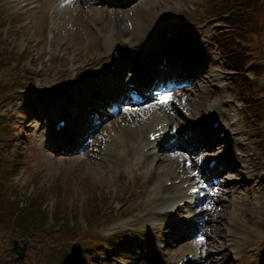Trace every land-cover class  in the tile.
Returning a JSON list of instances; mask_svg holds the SVG:
<instances>
[{
	"label": "rangeland",
	"instance_id": "obj_1",
	"mask_svg": "<svg viewBox=\"0 0 264 264\" xmlns=\"http://www.w3.org/2000/svg\"><path fill=\"white\" fill-rule=\"evenodd\" d=\"M197 1L199 0H168L166 3L164 0H161V5H158V7L152 10V0H140L138 3L123 11L108 12L107 21L109 24H119L126 20L132 23V31L130 34L122 35L119 26L112 28L111 25H109L110 33L118 32L115 37L119 38L123 49L128 51V56H131V52L135 50V56L131 57L138 59V57L144 52V49L147 46L146 43L149 45L154 39L155 32L159 33V31H162L166 33L175 27H180V21L185 23L192 21H199L200 23L205 22L208 15L202 12V8L196 4ZM29 2L31 4L27 5ZM65 3H67V0H42V4H44L42 10L39 6L38 0H0V19L2 22H0V28L8 24L9 21L7 19H13L11 30L8 26L4 29L5 37L1 42V46L4 47V53L7 56H18L24 49L28 50L32 61L38 64V68L42 67L43 69V71L39 73L37 71L38 68L35 69V76H40V78H43L44 83H50L51 86H61L62 90L65 89V87L67 88L76 77V73L74 74L71 70V61L74 57L78 59L79 62L91 61L92 59L100 60L104 57L109 59L110 50V45L107 42H104L101 38V29L104 28L105 24H96V16L95 14L91 15L89 13L86 0L81 2L82 7L80 6L79 9L81 12L80 20H76L78 13L76 6L71 3L65 6ZM192 5H195L197 10L193 12L189 11V7ZM54 6H56L57 9H55ZM141 6L144 7L141 10H138ZM163 8L169 10L168 14H171L175 22L169 23V25L163 24L162 17L165 18V14H162L161 12ZM135 18L139 19H136L135 21ZM178 19H180V21ZM51 23L60 25L58 30L59 33H57L58 40L54 45V56L56 55V59L54 60L53 56V61L45 62V31L47 26ZM133 27L135 29H133ZM144 37L146 38L145 43L143 42ZM156 44H159V41L156 42ZM216 51L217 49L213 52L212 65L208 66L205 78L201 81V96L206 101L213 98V83L219 80L220 74L227 78L230 76L227 73H223L221 70L231 72L222 64V60L216 55ZM59 56H65V58L61 59ZM11 57L12 56L9 58ZM60 65H63V71H58ZM106 66L107 65L105 64L103 68ZM9 69L10 66L0 69L1 74L5 79V83L11 76V74H8ZM127 74L128 73H126V75ZM5 83L0 86V94H4L2 89L4 86H7ZM56 93L57 91H53L51 97H55L54 95ZM228 94L232 95L233 92H229ZM240 100L245 102V99L243 98ZM17 101L22 102L23 100L17 99ZM217 102H220V99L217 98ZM0 114L6 119L10 120L12 118L9 112L3 107H0ZM28 115L25 116L24 119H19L24 127L22 126L19 129L15 127L8 129L10 136L12 137L11 139L18 142L20 141L25 160L28 159L29 163L27 161L25 162L27 163V169L25 172L11 180V182H13V184H11L12 187L8 188V191L6 190L5 194H7L8 197L20 207H26L27 205L35 206L37 211H41V203L44 204L45 201L48 202L54 199L50 204L55 202L57 210L55 208L53 213H51L50 211H52V209L49 208L46 202L45 208L50 211L42 208V212L39 213V221L35 218L36 223L33 224L35 227L33 228L34 235L36 236L37 232L39 238H44L46 239L45 241L48 242L59 240L65 236L68 233L67 229L70 224V215L67 217V213H65L64 209L68 206H72V209H74L77 202L80 200L81 191L83 193L81 198L82 203L84 202L85 207L89 210L94 209L98 214L95 216L96 221L94 223L89 221L91 226H93V229H91L92 231L88 238L96 242L98 239H103L108 242L109 239L116 234H122L121 237L125 238L127 235L123 233L127 232L113 233L118 230L116 227L121 221H113V217L104 220L99 213L101 209H104L107 214L114 216L115 213H110L109 210L116 212L121 207H124V205L130 200L131 196L127 195V187H125L123 180L127 179L130 186H132L134 183L132 174H122L118 178L112 174V183L109 187L105 177L102 176L100 172V169H105L102 165L104 164V161H101L104 156L95 154V151L100 150L102 140L99 141V146H94L93 148L91 146L89 147L90 149L92 148L91 150L93 151L87 156L84 154H78L71 158L64 157V155L55 152L53 153L44 147L41 142L44 139V130L37 122L33 123L32 121L31 123L27 122L29 123L27 124L26 120ZM32 116L35 118L34 114H32ZM2 123L3 122L0 120V125ZM239 128H245L242 119ZM246 135L248 136L247 151L261 153L260 149L255 146L258 140L255 137L254 131L249 130ZM1 137L2 133L0 128V149H2L5 144V141H2ZM105 139L101 147L102 152H105L106 150L104 144ZM221 151L222 150H218L217 152ZM229 153L234 152H226L227 155H229ZM253 169H255L254 174L261 173L259 162L254 163ZM144 171L145 170H143V172ZM2 173L3 172H0V176H2ZM148 178H150V176L144 173L142 176L143 182ZM230 179L232 180V178ZM32 186L35 187V190L33 189L32 197L28 198L27 193L30 188L32 189ZM79 186L80 191L78 189ZM223 190H225V192L220 196V200L218 199L219 205L217 207L214 205L215 208H217L214 213L219 212L214 218L217 221H224V231L226 230L225 219L234 215L233 212L235 208L233 209V202L238 206L236 208L240 217H242L243 214H246L250 222H252L253 219H264V216H259L257 218L253 212L250 214L248 211L249 206L239 205L237 199H229V201L227 200L226 202H223L226 197L225 195L230 191V188H223ZM9 192L13 193V195ZM123 197L125 198V203L123 205L118 204ZM37 200L39 206L36 204ZM225 204H228L226 210L223 208ZM246 210L247 213H245ZM137 217V214H132L124 220L138 222ZM208 218L211 219L210 217ZM71 219L78 224L79 220H82V210H73ZM243 227H245V225L240 223L236 228V232H242ZM155 232V228H150L148 231H145V233L142 231H136L133 233L153 237V242L159 246L160 235L155 234ZM2 238L8 239L3 233H0V241ZM36 239L38 241L36 245H42L44 243H40L37 237ZM113 240L115 249L121 247V241L118 242V238H113ZM222 240L224 243H231L228 239L224 238V235ZM2 246L3 245L0 242V247ZM240 246L241 244L237 243V240L234 239L232 249ZM60 248L62 251L67 250L70 255H73L74 264H89L88 262L96 264L93 262L95 258L113 251L110 247L104 251H98V249H95L94 251L89 252L91 255H87L85 249L82 248L79 251H73L70 244L62 245ZM93 248H100L98 242ZM38 249L39 247L37 248L36 246H33L30 251L32 264H45L46 261L51 263L63 260V256H60L57 252L56 256L52 257V254L48 253L47 250L40 254ZM161 250L163 251L165 248H161ZM120 253L122 260L119 261L121 263L123 261L125 264H135L132 259L133 255L128 250H121ZM168 253L173 255L172 249L169 250ZM228 259L229 257L225 256L226 261L224 264H231L230 262H227ZM101 264H115V262H102Z\"/></svg>",
	"mask_w": 264,
	"mask_h": 264
},
{
	"label": "bare ground",
	"instance_id": "obj_2",
	"mask_svg": "<svg viewBox=\"0 0 264 264\" xmlns=\"http://www.w3.org/2000/svg\"><path fill=\"white\" fill-rule=\"evenodd\" d=\"M72 5H75L76 6V8H77V10H78V13H77V18H76V20H80L81 19V12L79 11V9H80V5L78 4V2L76 1V0H74L73 2H72ZM94 10V9H93ZM101 10V8H97V10H94V11H97V12H101L100 11ZM136 19L138 20L139 18H135V21H136ZM136 24H138V23H136ZM133 29H135L134 27H133ZM121 70H122V67H120L119 69H118V71H120L121 72ZM152 69L150 68L149 69V71L146 73V75L144 76V78H147V77H149L150 76V71H151ZM109 72H111V73H113L114 74V71H112V70H110L109 69ZM152 83H154V80H153V82ZM140 85V87L142 88V86L143 85H146V86H150V84L149 83H145V84H142V83H140L139 84ZM143 90H146V89H143ZM163 108H160V109H158V110H155L154 112H152L151 114H150V119L152 120L151 121V125H157V124H159V125H161V126H163V127H168L170 124H171V122L170 121H167L166 120V117H168V114L165 112V111H163L162 110ZM149 119V120H150ZM147 128V125H144L143 127H142V129H146ZM79 134V133H78ZM78 134H76V135H72L73 137H78ZM136 134H132V137L133 136H135ZM71 136V137H72ZM67 140H69L70 141V144H69V146L65 149V150H69V149H71L72 147H73V139H69V138H67ZM143 146V148H145V147H147L148 145H146V144H143V142L140 140V142H139V145H138V147H136L135 145H132V147H133V149H135V150H137L139 153H140V147H142ZM127 151H128V154H126L127 155V157H128V161L126 162V163H124V162H120V163H118L120 166H125V165H130L131 164V162H130V155L131 154H134V152H130L129 151V147H127ZM142 157H143V155H141ZM121 158H123L124 157V155H123V153H122V155L120 156ZM139 159V158H138ZM135 164V163H134ZM136 165V164H135ZM168 174V173H167ZM166 181H168L169 179L168 178H166L165 179ZM158 184H160V185H164V182L161 184V182H158ZM180 185H182V184H180ZM184 185V184H183ZM175 187V186H174ZM173 187V188H174ZM184 188H187V186H185ZM178 195H180V194H178ZM175 201H177V200H179L178 199V197L177 198H175L174 199ZM159 204V202L157 203V202H153L152 204H151V206H153V207H156L157 205ZM188 204H190V203H188ZM174 207V205H169L168 207L166 206V208H173ZM164 208H162V209H158L159 211L160 210H163ZM140 210L141 211H143V210H145V208L144 207H140ZM156 212V211H155ZM186 225H188V224H186ZM256 235H258V233H255ZM253 237H255V236H253ZM259 238H261V236L259 237ZM246 242H248V243H250V240H248V241H246ZM141 255H143L142 253H140V252H137V256H136V258H135V260H137L138 259V257L139 256H141Z\"/></svg>",
	"mask_w": 264,
	"mask_h": 264
},
{
	"label": "snow or ice",
	"instance_id": "obj_3",
	"mask_svg": "<svg viewBox=\"0 0 264 264\" xmlns=\"http://www.w3.org/2000/svg\"><path fill=\"white\" fill-rule=\"evenodd\" d=\"M171 100H172L171 95H163V96H161V97L158 98L157 102L159 104H162V105H168ZM193 175H196V174L193 173ZM198 243H200V244H203L204 243L203 237H201L198 240Z\"/></svg>",
	"mask_w": 264,
	"mask_h": 264
}]
</instances>
